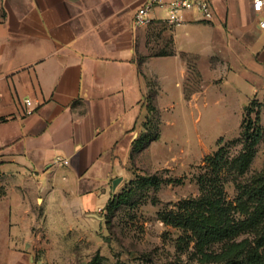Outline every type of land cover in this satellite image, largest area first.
<instances>
[{"label":"crops","instance_id":"0c3cea01","mask_svg":"<svg viewBox=\"0 0 264 264\" xmlns=\"http://www.w3.org/2000/svg\"><path fill=\"white\" fill-rule=\"evenodd\" d=\"M141 1L0 0V174L10 176L0 235L29 229L25 206L34 200L46 211L73 203L97 215L128 156L148 80L162 87L164 65L174 63L181 87L188 72L181 53L264 96V4L256 11L252 0H208L209 19L187 10L172 26L155 7L150 15L171 28L175 54L148 55L140 65L149 25L133 27L132 16ZM9 238L3 250H13Z\"/></svg>","mask_w":264,"mask_h":264},{"label":"rangeland","instance_id":"374dc122","mask_svg":"<svg viewBox=\"0 0 264 264\" xmlns=\"http://www.w3.org/2000/svg\"><path fill=\"white\" fill-rule=\"evenodd\" d=\"M170 32L145 42L144 50L137 52L140 65ZM188 59L181 85L184 99L176 84V64L164 65L170 74L163 78L162 87L150 78L149 99L128 134V156L110 177L108 199L97 216H86L73 203L62 204L57 211H46L36 200L29 206L26 203L32 209L25 220L29 229L9 236L13 250L0 247V264H180L179 258L186 256L175 247L179 230L165 225L158 212L198 195L196 175L203 158L219 146L230 158L221 173L224 192L236 206L239 192L235 184L264 167V135L254 145L242 135L244 107L252 99L261 103L264 130V96L249 95L232 75L225 81L223 74L209 73L203 59ZM155 134L158 138L152 139ZM115 178L118 181L113 186ZM9 179L7 173L0 174V199L7 194ZM9 237L0 235V246L10 243Z\"/></svg>","mask_w":264,"mask_h":264},{"label":"trees","instance_id":"16d2710c","mask_svg":"<svg viewBox=\"0 0 264 264\" xmlns=\"http://www.w3.org/2000/svg\"><path fill=\"white\" fill-rule=\"evenodd\" d=\"M166 29L171 30L160 20H154L148 26L145 42ZM172 54H175V50L170 34L149 55ZM180 56L186 63L190 57L186 53ZM147 84L143 104L149 99L150 80ZM244 109L246 123L242 135L247 136L250 144L254 145L264 135L260 124L261 103L252 99ZM253 111L252 117L250 114ZM157 138L155 134L152 139ZM203 161L202 169L196 175L198 195L180 201L175 208L158 212L165 225L179 230L175 247L186 256L185 260L179 258V263L264 264V167L235 184L239 198L236 206H233L226 199L221 175L230 163L229 156L219 146Z\"/></svg>","mask_w":264,"mask_h":264},{"label":"built area","instance_id":"2783aa9c","mask_svg":"<svg viewBox=\"0 0 264 264\" xmlns=\"http://www.w3.org/2000/svg\"><path fill=\"white\" fill-rule=\"evenodd\" d=\"M264 0H252L253 9L259 11ZM155 7H162L165 9V16L163 20L168 25H176L182 22L183 13L187 10H196L201 13L204 19H209L212 15V8L208 0H142L135 9L132 16V25L135 28L148 26L154 19L150 13ZM259 27L264 28V20L259 21ZM25 105H30L31 100L25 99ZM27 112L29 109L26 110ZM63 163L68 160L62 159ZM35 264H43L37 261Z\"/></svg>","mask_w":264,"mask_h":264},{"label":"water","instance_id":"95a60500","mask_svg":"<svg viewBox=\"0 0 264 264\" xmlns=\"http://www.w3.org/2000/svg\"><path fill=\"white\" fill-rule=\"evenodd\" d=\"M117 181H118V178L113 179V182H112L113 186H114V184H115ZM95 216H97V215H95Z\"/></svg>","mask_w":264,"mask_h":264}]
</instances>
